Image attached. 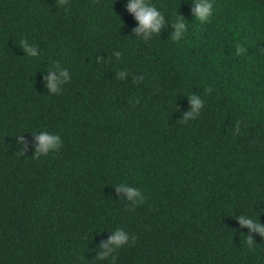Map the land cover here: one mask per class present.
I'll return each instance as SVG.
<instances>
[{
  "label": "trees",
  "instance_id": "1",
  "mask_svg": "<svg viewBox=\"0 0 264 264\" xmlns=\"http://www.w3.org/2000/svg\"><path fill=\"white\" fill-rule=\"evenodd\" d=\"M127 2L0 0V264H264L237 219L264 222V0H211L205 22L148 0L179 40L170 22L146 40ZM43 130L61 147L34 156Z\"/></svg>",
  "mask_w": 264,
  "mask_h": 264
},
{
  "label": "clouds",
  "instance_id": "2",
  "mask_svg": "<svg viewBox=\"0 0 264 264\" xmlns=\"http://www.w3.org/2000/svg\"><path fill=\"white\" fill-rule=\"evenodd\" d=\"M192 14L200 22L207 21L213 14V5L211 0H191ZM127 11L134 14L135 19L139 22V27L135 29L138 33L143 32L144 38L147 40L151 38L153 34L160 33L162 26L166 22H170L174 28L172 33L173 40H179L184 32L187 30V25L184 22L183 17L178 18L176 21H166L165 16L160 10L148 0H128L126 5ZM22 45L25 48L26 54L29 56H37V47L28 44L26 41H22ZM121 53L119 51L114 52V56L119 59ZM124 71L119 73L120 77H123ZM70 79V73L67 68L61 67L58 64L53 65L45 76L46 86L51 93H59L62 90V85L66 84ZM190 109L184 113V119L193 117L198 114L203 106L202 99L197 95L189 97ZM34 133V156L46 155L58 150L61 147L62 140L58 134L49 132L46 130L33 132ZM19 141L27 148V142L23 136L18 137ZM118 191L126 193L127 198L133 203L142 201L144 199L141 190L136 187H131L127 184L121 183L117 186ZM241 227H246L250 232L264 236V222H261L259 218H253L251 216L240 215L237 217ZM130 242L129 233L122 228H116L113 231V235L109 237V241L103 245L109 251H113L109 248V245H114L115 248H120ZM104 253L101 254L103 256ZM115 264V258H113Z\"/></svg>",
  "mask_w": 264,
  "mask_h": 264
}]
</instances>
